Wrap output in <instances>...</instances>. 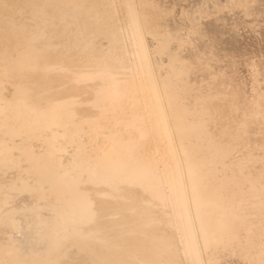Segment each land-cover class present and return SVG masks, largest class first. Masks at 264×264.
Returning <instances> with one entry per match:
<instances>
[{
	"label": "bare ground",
	"instance_id": "obj_1",
	"mask_svg": "<svg viewBox=\"0 0 264 264\" xmlns=\"http://www.w3.org/2000/svg\"><path fill=\"white\" fill-rule=\"evenodd\" d=\"M0 264H264V0H0Z\"/></svg>",
	"mask_w": 264,
	"mask_h": 264
},
{
	"label": "snow or ice",
	"instance_id": "obj_2",
	"mask_svg": "<svg viewBox=\"0 0 264 264\" xmlns=\"http://www.w3.org/2000/svg\"><path fill=\"white\" fill-rule=\"evenodd\" d=\"M137 51L135 53L138 60L142 59V47L137 42L136 44ZM145 68L143 63L139 65L138 74L144 75ZM70 76H77L79 73L70 72ZM109 79H115V76L111 71L105 73ZM129 130L132 133L133 141L129 145H124L121 142L120 137L118 136H106V147L113 146L116 147L120 153H123L127 159L121 161L119 159H113L111 153H107L106 160L107 163L120 170L122 173L128 175L131 178V184L133 187L143 188L145 191L150 193V199L145 201L147 207L157 200L166 199L165 195L162 194V185L167 182L169 185V191L175 195L176 207L179 208L181 201L178 194L175 193L174 182L171 177L167 175L162 176L158 167L154 166L152 162L143 155L141 152V146H143L149 139V133L147 129L141 124L139 120L130 122L128 125ZM113 192H118L119 186L116 183L111 185ZM158 221L149 217L146 222V227L151 226Z\"/></svg>",
	"mask_w": 264,
	"mask_h": 264
}]
</instances>
